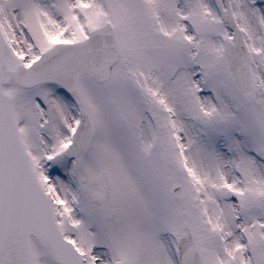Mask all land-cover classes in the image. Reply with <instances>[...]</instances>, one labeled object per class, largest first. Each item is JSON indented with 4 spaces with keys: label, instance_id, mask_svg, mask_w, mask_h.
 Here are the masks:
<instances>
[{
    "label": "snow or ice",
    "instance_id": "snow-or-ice-1",
    "mask_svg": "<svg viewBox=\"0 0 264 264\" xmlns=\"http://www.w3.org/2000/svg\"><path fill=\"white\" fill-rule=\"evenodd\" d=\"M0 264H264V0H0Z\"/></svg>",
    "mask_w": 264,
    "mask_h": 264
}]
</instances>
